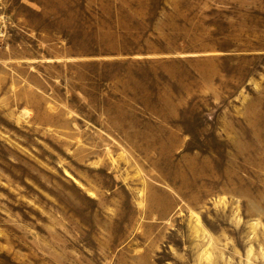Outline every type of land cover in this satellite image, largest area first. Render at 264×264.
I'll list each match as a JSON object with an SVG mask.
<instances>
[{"label": "rangeland", "instance_id": "1", "mask_svg": "<svg viewBox=\"0 0 264 264\" xmlns=\"http://www.w3.org/2000/svg\"><path fill=\"white\" fill-rule=\"evenodd\" d=\"M0 264H264V0H0Z\"/></svg>", "mask_w": 264, "mask_h": 264}]
</instances>
